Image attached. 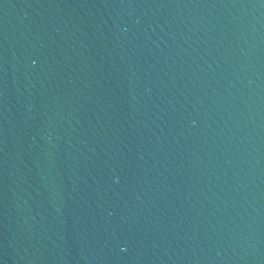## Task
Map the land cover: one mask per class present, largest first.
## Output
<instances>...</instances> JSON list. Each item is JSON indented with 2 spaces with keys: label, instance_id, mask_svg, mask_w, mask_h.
<instances>
[{
  "label": "water",
  "instance_id": "1",
  "mask_svg": "<svg viewBox=\"0 0 264 264\" xmlns=\"http://www.w3.org/2000/svg\"><path fill=\"white\" fill-rule=\"evenodd\" d=\"M0 264H264V0H0Z\"/></svg>",
  "mask_w": 264,
  "mask_h": 264
}]
</instances>
